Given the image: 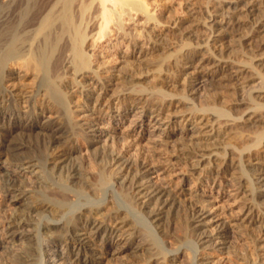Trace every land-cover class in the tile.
I'll return each mask as SVG.
<instances>
[{
	"label": "bare ground",
	"instance_id": "bare-ground-1",
	"mask_svg": "<svg viewBox=\"0 0 264 264\" xmlns=\"http://www.w3.org/2000/svg\"><path fill=\"white\" fill-rule=\"evenodd\" d=\"M150 2L0 0V111L17 107L21 99L43 106L42 113L34 111L27 118L0 114L1 125L10 121V127L0 136V253L15 241L23 243L22 247L14 243L6 264H50V256L57 253L70 264H101V258L109 256L112 260L115 250L110 243L115 238L123 246L116 245L119 253L140 257L139 261L123 260L119 264H221L222 259L230 264H264L255 257L261 251L264 255V154L259 153L264 148V95L255 94L258 89L264 90V58L255 59L247 51L242 52L247 37L240 30L246 23L241 15L227 19L230 29L225 25L216 30L221 21L212 13L207 25H203L209 30V39L219 31V41L227 42L219 55L208 51L214 52L216 43L202 46L208 48L203 51L201 45L193 47L192 41H183L181 48L171 53L167 43L170 39L155 34L160 23L143 29L148 41L141 45L128 31V25L141 15L147 16L145 25L156 20ZM242 2L225 0L216 14L225 19ZM262 2L249 12L253 18L250 33L259 32L257 37L264 47V24L257 20L263 12ZM196 31L191 32L194 35ZM172 35L176 37L177 32ZM125 46H131L125 51L127 56H133L134 49L140 47V62L148 64L147 68L156 67L154 71L147 70L153 72L152 86L146 85L139 73V77L129 79L127 67L119 72L123 74L121 78L114 76L104 81L99 72L102 58L110 61ZM164 49L165 53H158ZM240 53L245 58L234 59ZM152 57L156 64L150 62ZM195 59L200 64L190 89L169 91L159 82L164 65L174 77L187 61ZM15 70L26 75L16 81ZM247 71L251 83L236 89L238 101L234 108L221 103L218 91L207 95L212 84L223 87L226 81ZM81 76L86 82L97 78L102 91L112 83L120 84L122 79L128 92L123 107L128 101L140 105L142 112L134 113L135 108L130 106L128 114L141 119L146 110L164 114L175 104L172 99L176 96L179 103L186 105L189 114L184 123L206 127L207 139L196 142L185 135H170L171 131L164 143H173L191 161L188 166L194 179L199 180L202 172L213 176L209 179L213 184H219L215 175L230 179L235 200L245 204L240 227L249 241L247 248L237 245L232 220L221 207L214 210L210 196L178 188L187 181L184 177L175 189L161 181V168L140 154V143L128 150V137L112 134L108 139L91 121L76 120L71 89L86 86V82L77 80ZM26 77H31V83L26 84ZM7 81H13L11 86L6 87ZM198 98L204 100L197 103ZM46 109L57 118L41 124ZM125 117H121L122 121ZM179 124L175 123L174 128ZM134 129L147 132L143 123ZM17 132L25 140L17 138ZM147 135L158 136L149 132ZM254 161L260 168L248 166ZM218 186L222 188L223 184ZM168 241L172 248L167 246ZM181 250L183 260L176 256ZM172 252L177 254L170 257ZM211 254H216L217 261L211 260Z\"/></svg>",
	"mask_w": 264,
	"mask_h": 264
},
{
	"label": "rangeland",
	"instance_id": "rangeland-1",
	"mask_svg": "<svg viewBox=\"0 0 264 264\" xmlns=\"http://www.w3.org/2000/svg\"><path fill=\"white\" fill-rule=\"evenodd\" d=\"M224 1L225 0H151L152 3L150 2V7L153 8V12L155 13L154 15H156L155 16L156 20L155 21L152 20L150 22L151 24L149 23L148 25L147 24L145 25L147 16L141 15L140 18L138 17L135 18V20H137L138 22L134 21V23L131 22L128 25V31L132 33L133 34L132 36H134L136 41L138 43L140 42V44L142 45L144 42L148 41L147 34L145 33L144 30L149 29L150 27H154L156 23L157 24L160 23L158 27H156L155 34L156 33L161 34L166 39H170L167 41V43L169 44L168 47L172 48L170 49L171 53L177 52L178 48L180 49L184 42L187 41L188 43H190V41H192L190 44H192L193 47L194 46L198 47L200 45L201 47L202 46L204 47L210 43L212 44L216 43L215 45L216 48L213 49L214 52H212V50H209L206 47L205 48L202 47L201 49H204L203 51L208 49L209 54L219 55L220 49L224 48V46L227 45V42L224 43L223 41H219L220 39L219 31H216L215 34L212 36L213 38L211 37L209 39V34H208L209 30H207L203 25H207V22L210 19V14L212 13L214 15L212 16L216 18L217 21L219 22L221 21L220 24L219 23L216 24L215 26L217 27L216 30L219 27H225V25L227 29H230V24H228L229 23L228 20L231 19V15L232 16L241 15L242 16L241 18H243L242 19L243 22L246 21V23L245 22L243 23L240 30L243 31L242 35H245L247 37V39L243 40L244 47L241 48L242 52L244 53V50L247 51L249 55L252 54L253 57H256L255 59L264 58L263 56L264 47L261 45L260 37H257L259 32L253 31L252 34L250 33V31L252 30L251 27L253 25V22H250V21L253 18H251L250 12H249V9L250 10L257 9L258 6L257 7L255 6L257 2L263 1L260 6V9L261 8L263 9V10L261 9V11L263 12L260 13V15L261 16L263 15V16L257 17L259 18L257 20L258 21L260 20L259 22L264 24V19H263L264 18V0H253V1L243 0L244 2H242L238 6L237 9L230 10L231 12L230 11L228 12V16L225 19H222L221 16L216 13L222 8ZM193 29L198 31V32L196 31V34L194 35L191 32ZM187 31L188 32L190 31L191 34H187L188 33ZM174 32H177V36L179 37L177 36L175 37L174 35H172ZM189 35H191V37ZM187 37H190V39H188ZM148 43L151 45V41H149ZM147 45H144V47ZM130 47L131 46L129 47L125 46L122 50H118L117 53H115V56H113L112 59L108 62L107 60L109 58H104V59L102 58V64L100 63L99 72L102 74L104 81H107L109 77H114V76H119V78H121L123 74H120L119 72L120 71L123 72L125 70L124 67H127L129 68L128 71H130L129 72L130 74L129 75L127 74V76H129V79H131L132 77L134 78V76L135 78H137L139 77L138 76L139 74L140 75L142 74L141 77H143V79H145L144 81L147 82L146 85L150 84V86H152L153 81H155V79L152 76L153 72L150 73L147 70L149 69L151 70L152 68V71H154L156 67L153 66L152 65L153 63H152L151 68H147L148 64L144 62L142 63L140 62L141 60H139V57L142 54L140 47L138 48L136 47L134 49L133 56L125 55V51H127L128 48ZM146 51L147 52L150 51L149 45L147 46ZM165 51L166 50L164 49V50L159 51L158 53L163 54L165 53ZM237 57L238 58L234 57V59L238 60L240 58L241 60L245 58L244 56L241 55V53ZM154 59H155L154 57L150 58V62H154L153 61ZM125 60H129L130 63L129 64L125 63L124 62ZM154 64L156 63L154 62ZM198 64H200L198 59H195V61H191V62L187 61V64H184L185 66H183V70L180 72L181 74L179 73L180 75L177 74L174 76L176 79L171 74V71H169L170 70L169 67H166V65H164L162 79H161L162 81H159V82L162 85H165L166 89H168L169 91L179 92L183 90V87H187L188 89H190L191 83L194 82L195 77L197 76L196 72L198 71L197 70L198 69L197 67L199 66ZM97 65L99 66V64ZM165 72L168 74H166ZM14 73L15 74L13 75V78H18V80L16 81H20L19 78L21 77L23 79L24 75H26L25 72H20L19 70H15ZM137 73L139 74L137 75ZM247 73L248 71L244 72L243 74H240L239 75L240 77L237 76V78L235 79L236 82H234L235 80L226 81V85L223 87L217 88L216 87L217 83L212 84L208 88L209 91L207 90L208 91L207 95L209 93L211 95L212 92L214 93L215 91H218L221 103L224 104V106L228 108H234V106H236V102L238 101L236 100L238 99V97H236L237 94L235 93L236 89H240L243 86H248V84L251 83V80L247 79V78H250V74H247ZM77 80L79 82L80 81L86 82L83 76L77 77ZM119 81L121 83L120 84L116 83V85L115 83L113 85V83L110 82L112 84L108 86V88L106 87L107 89L106 88L103 89V91L101 87L97 86V82H98L97 78H94L86 82L85 84L86 86H84V88L83 86L82 88H80L81 86L73 87L71 89V94H72V99H73V103L71 107L73 110H75V112H77V116L75 114V117H77L76 120L82 121L84 123L91 121L95 125V128L97 130H102L103 136H107L108 139H110V136L112 134H122L128 137L129 141H127L128 143L125 145V148H127L128 150H131V148L133 147L135 143L136 144L140 143L139 147H137V150H139L140 154L142 156L146 155L148 159L150 158L149 160L151 161V163H153L156 167L161 168V171H160L161 181H163L165 184H167V186L173 189L174 187L177 186V183L180 181V178L184 177V179H186L187 181L185 183H181L178 186V188L184 187V189L186 190L194 189V190H198L200 193H202L206 197L210 196L212 203L215 204L214 210L216 211L217 209L221 207L222 209L221 211L226 213V216H228V219L232 220L231 230L233 232V235H235L234 237L236 238L237 245L247 248L249 246V241L241 233L242 227H240V224H243L242 219L244 218L243 214L245 212V209H244L245 204L242 203V200H238V199L235 200L236 192H235V188L231 184L230 179L227 176H223V175H215L216 178L214 176V178L216 179V183L218 182L219 184L220 183L223 184L222 188L218 186L219 184H215V183L213 184V182L209 181V179L212 178L213 176L212 175L210 176L206 172L201 173V175L199 176L200 178L199 180L194 179V177L191 175L192 168L188 166V163H190L191 161L188 162V160L185 159V155L183 154V152L181 150H178L177 147H175L173 143H168V142L164 143V140L168 138L166 137L167 134L170 133L171 131L172 133L170 135H176V136L185 135V136H188V138L190 137L192 141H196V142L198 141V142L204 143L208 135L206 133L207 131L206 127H201V126H198L197 124L191 125L187 122L184 123V117H186L189 114L188 113L189 111L186 108L185 104H181L178 102L179 99L177 96L172 99L175 104L171 105L169 110H166L164 114L162 112L153 113L151 110H146L142 119L139 118V115L132 116L133 114L132 115L128 114L130 106L131 108L133 107L135 108L134 113L142 112V109L140 105H136V103L132 101H128L127 105L123 107L124 105L123 102L128 100L127 99L128 92L127 91L125 92V88H123V84H122L123 80L120 79ZM12 83L13 81H7L6 87L11 86ZM29 83H31V77H26V84H29ZM80 91L83 93H81ZM193 94L194 93H192V95ZM255 94L263 96L264 90L258 89L255 91ZM203 100L204 98H200V99L198 98L197 103ZM79 101L80 102L83 101L84 103L81 104ZM16 104L18 106L15 107L16 105H14L13 108H11L10 110L3 108L0 111V114L6 117L9 113H12L13 117L14 116H24L27 118L29 114H31V112H34V111L35 112L37 111L39 113L43 112V106H41L38 102H35V103L26 102L25 103V100L21 99ZM247 114L248 113L244 114L245 119L249 118ZM124 115H126V117L122 121L121 117ZM112 116L116 117L114 119L116 120V122L113 119H111ZM56 118H57V115L55 113H52V111H49L46 109L44 110V117L41 118L40 122L41 124H46L51 120H55ZM131 122H132V125H131ZM177 122H179L180 124L174 128V125ZM140 123L144 124L147 132L158 135L157 138H152L151 136H148L147 132L145 131L141 133H138L137 131H135L134 128L137 127ZM9 127H10L9 119L5 123V125L0 124V136L5 131H7V128ZM221 132L223 133L224 130H221ZM16 136L19 139H24V136L21 135V133L19 132L16 133ZM26 140H29V141L31 140L32 144L39 145V142L36 140L32 141L33 140L32 138H27ZM259 153L264 154V148H262ZM248 166L253 169L260 168V165L257 163V161H254L253 163H249ZM257 177H259V175H257ZM261 191L264 192V182H263V187ZM262 214L264 215V211ZM1 221H2V218H0V222ZM0 231H1V227H0ZM258 234L259 233H257L256 236L260 238L261 234H259L260 236ZM15 242L14 243L16 247L23 246V243H21V241H15ZM14 243L5 246L4 250H2L3 253H0V264H6V262L8 261V251L11 250V248L13 249L15 247ZM119 243H120L119 238H115L114 240L111 241L110 245L113 247V250H115V253L112 256V260L109 258V256H107V258H101L100 259L101 264H119L123 260H125L127 263H133V262L140 260V257H137V255L129 256L123 253H119L118 251L119 247H123ZM116 245H120L118 249H116L117 247ZM167 246L172 248V244L170 241L167 242ZM182 252L183 251L181 250L178 253V255H176L177 254L176 252H172L170 253L169 256L174 257L176 255L180 257V259L183 260L184 254ZM50 257H53L51 258V260L48 261V263L50 264H70L62 260L63 256H61L60 253H57V255L50 256ZM255 257H257V260L259 262L261 260L264 261L263 251L259 252V254L257 253ZM211 260L217 261L216 254H211ZM227 261L228 260L222 259L221 264H228V263L230 264V262H227Z\"/></svg>",
	"mask_w": 264,
	"mask_h": 264
}]
</instances>
